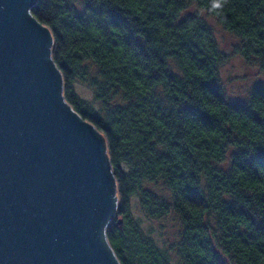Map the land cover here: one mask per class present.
<instances>
[{
	"label": "trees",
	"instance_id": "trees-1",
	"mask_svg": "<svg viewBox=\"0 0 264 264\" xmlns=\"http://www.w3.org/2000/svg\"><path fill=\"white\" fill-rule=\"evenodd\" d=\"M29 13L65 102L104 140L118 264H264V0H36ZM233 55L263 78L238 101L220 76Z\"/></svg>",
	"mask_w": 264,
	"mask_h": 264
},
{
	"label": "water",
	"instance_id": "water-1",
	"mask_svg": "<svg viewBox=\"0 0 264 264\" xmlns=\"http://www.w3.org/2000/svg\"><path fill=\"white\" fill-rule=\"evenodd\" d=\"M35 1L0 0V264H118L98 227L116 206L110 163L59 95Z\"/></svg>",
	"mask_w": 264,
	"mask_h": 264
},
{
	"label": "rangeland",
	"instance_id": "rangeland-1",
	"mask_svg": "<svg viewBox=\"0 0 264 264\" xmlns=\"http://www.w3.org/2000/svg\"><path fill=\"white\" fill-rule=\"evenodd\" d=\"M210 21L211 24H213V29L215 31V35L217 37L218 42L223 47L227 45L225 50L230 51L229 45L233 43V40H231L228 35L225 34L220 29V27L216 25L212 20ZM220 76L224 82L225 89L227 90V95L235 101H238L241 96L244 95L253 84L263 80V78L258 75L254 69L247 68L237 55L231 56L229 61L220 69ZM62 90L59 91V95L62 93ZM76 90L79 94L83 95L84 97L90 96V91L87 88H84L83 86L77 85ZM98 136L100 138L102 157L104 161L106 160L105 143L102 136L99 134ZM112 188L114 189L115 185L108 186L110 205L114 206L115 204L117 206V199L115 197L116 194L115 196L112 195ZM99 230L103 236L105 230H101V227L99 228Z\"/></svg>",
	"mask_w": 264,
	"mask_h": 264
},
{
	"label": "clouds",
	"instance_id": "clouds-1",
	"mask_svg": "<svg viewBox=\"0 0 264 264\" xmlns=\"http://www.w3.org/2000/svg\"><path fill=\"white\" fill-rule=\"evenodd\" d=\"M215 6H216V7H219L220 5H219V3H217Z\"/></svg>",
	"mask_w": 264,
	"mask_h": 264
}]
</instances>
